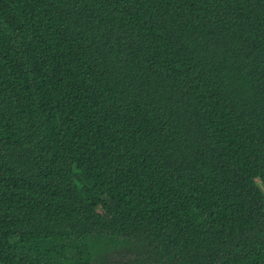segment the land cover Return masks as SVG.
Returning <instances> with one entry per match:
<instances>
[{
    "label": "trees",
    "instance_id": "trees-1",
    "mask_svg": "<svg viewBox=\"0 0 264 264\" xmlns=\"http://www.w3.org/2000/svg\"><path fill=\"white\" fill-rule=\"evenodd\" d=\"M264 0H0V264H264Z\"/></svg>",
    "mask_w": 264,
    "mask_h": 264
},
{
    "label": "rangeland",
    "instance_id": "rangeland-1",
    "mask_svg": "<svg viewBox=\"0 0 264 264\" xmlns=\"http://www.w3.org/2000/svg\"><path fill=\"white\" fill-rule=\"evenodd\" d=\"M262 191L264 192V187L263 186H260ZM134 257H137V255L133 252V251H120V250H117L115 251V253H111L109 255H107V259L109 260L108 261V264H115V262H118L121 258L123 260L125 259H128V258H134ZM94 264H100V263H94Z\"/></svg>",
    "mask_w": 264,
    "mask_h": 264
}]
</instances>
